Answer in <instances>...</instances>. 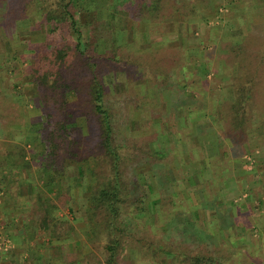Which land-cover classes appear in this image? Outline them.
I'll list each match as a JSON object with an SVG mask.
<instances>
[{
	"label": "rangeland",
	"instance_id": "374dc122",
	"mask_svg": "<svg viewBox=\"0 0 264 264\" xmlns=\"http://www.w3.org/2000/svg\"><path fill=\"white\" fill-rule=\"evenodd\" d=\"M13 1L15 0H0V6L8 3L10 9ZM183 1L167 0L164 10L168 12L161 19H125L123 22L126 28L123 30H117L119 18L117 13H113L112 31L107 39L108 45L113 40H118L132 55H140L142 64L146 67V73L141 78L131 79L127 73H119L116 76L105 74L106 82H114L117 78L124 79L126 92H135L138 97V100L128 102V126H119L120 134L126 131L131 136L138 137L148 135L152 129L158 127L166 132L165 136L170 137V143H164L166 151L161 160L164 162L161 166L169 172L166 175L168 187L164 192L163 188L156 184L152 170H148L145 152L142 153L145 159L135 163V171L144 172L147 180L148 196L145 208L149 211L142 215L144 218H158L157 211H160L159 218H167L169 215H165L166 212L174 215L183 211L191 213L202 228L212 218H215L214 222L219 226L224 223L231 224L233 229L230 231L233 234L230 232L232 235L223 236L224 244L218 252L225 255L230 253V250L238 251L231 261L224 260V264H264V73L258 71L259 75L254 76L260 82L252 89V84L246 77V74L252 75V72L248 67L245 72L241 68L238 69L239 66L249 65L248 58L253 54L252 51H258L264 45L261 38L248 35L254 24L261 23L264 27V0H196L194 9H197L194 13H189L190 6L185 5V9H179L186 0ZM31 10L30 13L28 11L27 20H18L17 23L11 24L12 28L7 29V37L11 41L5 43L3 46L6 45V48L0 51V109L3 106L9 108L2 114L8 112L10 116L17 118L7 128L0 127V140H14L15 144L24 147L23 153L30 151L31 147L27 145L30 142H25V135L27 132L31 135L33 130L26 131L25 122L20 120L24 117L38 120L39 113V109L27 104L28 88L24 84V75L27 72L26 66L31 62L28 45L29 42L39 41L44 37V31L32 23L37 21L38 9ZM1 11L2 8L0 13ZM179 11L184 13V16ZM18 16L20 14L16 13L12 18ZM177 26L187 32L184 41L177 38L175 33L163 34L166 29ZM182 61L186 65L185 79H182V71L178 70ZM156 66H163L165 71H169L165 83L155 80L151 69ZM249 71L251 73H246ZM162 84L166 85L161 90L159 87ZM182 85L185 88L180 90ZM116 87L117 85L112 88ZM82 90L79 87L78 90L74 88L71 99L75 100L81 96ZM249 90L256 93L248 97L245 104V120L241 125L243 133L239 138L229 137L225 135V127H230L229 123L234 120L236 110H241L231 103ZM186 93H192L195 101L189 103L190 99ZM179 94L183 95L182 98L176 103L173 102ZM139 100L141 105L135 108L134 105ZM158 142V146H161V142ZM15 148L18 150L17 146ZM2 162L5 160H1L0 164ZM63 170L60 174L53 172V177H50L48 170V177L51 180H60L64 177ZM2 183H7L10 193L15 192L13 182L4 173L0 176V184ZM54 197L57 202L63 203L62 194ZM203 197L206 205L198 206ZM212 199L213 202L209 201ZM52 200L47 202L51 208ZM215 204L226 213L217 216L213 206ZM192 205H195L193 213L189 212L193 210ZM37 209L40 210L35 213L38 218H43L44 212H48L45 205ZM68 217L70 218V215ZM157 222L154 230L160 237V226L163 222L162 219ZM77 226L82 231L84 242L80 246H73L74 248L70 246L69 252L74 254H71V258L67 254V257L75 260L85 255L84 257L88 256L97 263L101 256L97 246L100 247V242L103 241L96 239V246L90 245V248L83 252L82 247L86 246L88 236L83 234V231L90 229V225L80 220ZM215 230L220 235L217 227ZM1 233L5 234L3 230ZM170 234L173 243L178 244L180 235L177 231ZM10 242L12 240H9ZM182 242L184 244L181 248L187 255L183 257L174 254L178 252L174 248V253H169L170 264H189L186 257L198 251L200 254L215 255L213 249L204 247L202 243L188 245L185 240ZM215 244L219 242L216 240ZM11 246L13 245L8 246V249L12 248ZM1 250L6 251L3 248ZM56 255L57 253L53 256ZM49 258L42 260L48 263ZM144 262L145 259H142V263ZM215 264H219V260Z\"/></svg>",
	"mask_w": 264,
	"mask_h": 264
},
{
	"label": "trees",
	"instance_id": "16d2710c",
	"mask_svg": "<svg viewBox=\"0 0 264 264\" xmlns=\"http://www.w3.org/2000/svg\"><path fill=\"white\" fill-rule=\"evenodd\" d=\"M166 4L167 0H15L10 9L8 3L0 6L3 10L0 13V51L6 48V45L3 46L5 43L11 41L7 37V29L12 28L13 23L18 20H27L30 9H38L37 21L32 23L44 31V37L39 41L29 42L31 62L26 66L27 72L24 75V84L28 88L27 104L39 109L38 120L24 117L20 121L25 122L26 131L33 130L30 151L36 154L35 161L50 171V177L55 176H51L53 172L62 173L64 166L79 167L88 163V171L81 172L80 175V182L86 185L88 191L87 218L89 217L90 225V229L84 231L88 236L86 246L82 247L83 252L90 245L95 247L96 239L103 241L100 242V247L97 246L101 253L97 263L88 256L84 257L85 255L71 260L66 254L57 253L55 257L48 259L49 264H170L169 253H174V248L178 251L174 254L183 257L187 255L181 248L184 240L188 245L202 243L204 247L209 246L215 252V255L200 254L199 251L191 253L186 257L189 264H215L218 260L219 264H224V260L231 261L238 251L230 250L225 255L218 252L224 244L223 236L233 234L230 231L233 229L231 224L224 223L219 226L214 222L215 218H212L207 222L209 225L205 223L206 226L202 228L191 213L183 211L174 215L166 212L165 215H169L167 218H159L160 211H157L158 218H144L142 215L149 211L145 208L148 196L147 180L144 172L135 171V163L146 158L148 170H152L156 184L164 192L168 187L166 175L169 172L161 166L164 163L161 160L166 151L164 143L169 144L170 137L165 136L166 132L158 127L152 129L148 135L138 137L131 136L126 131L120 134L119 126H128V102H134L138 97L135 92H126L124 79L117 78L114 82H106L105 74L116 76L127 73L131 79L141 78L146 73V67L143 66L140 55H132L118 40H113L108 45L107 39L112 31L113 13H117L119 18L117 30H123L126 28L123 22L125 19H161L168 12L164 10ZM196 4V0H186L179 9H185V5L190 6L189 13H194ZM16 13L20 16L12 18ZM181 14L184 16V13ZM165 33H175L177 38L184 41L187 32L177 26L166 29L163 34ZM248 35L264 41V27L261 23L254 24ZM252 52L255 56L252 54L248 58L250 64L239 66L238 69L244 71L248 67L252 72H246L252 74H246V77L253 89L260 82L254 76L259 75L258 71L264 73V45L258 51ZM185 66L182 61L178 68L182 71V79H185ZM151 71L158 83L166 82L169 71H165L163 66H156ZM116 85V89H113ZM165 85H160L159 89L162 90ZM183 85L180 90L185 88ZM78 87L83 89V93L72 100L71 93L74 88L78 90ZM255 93L254 90H249L231 103L241 110H236L234 120L229 123L230 127H225V135L241 137L245 104L248 97ZM186 95L190 99L189 103L195 101L192 93ZM182 96L179 94L171 102H178ZM140 105L141 100L134 106L137 108ZM1 108L0 127L7 128L17 118L12 115L11 118L8 112V116L2 114L9 108ZM3 140H0V161L19 165L24 147L15 144L14 140ZM158 141L161 146H158ZM144 152L145 158L142 155ZM2 175L3 172L0 176ZM204 197L198 206L206 205ZM209 201L213 202V199ZM213 206L217 216L226 213L225 210L217 208V204ZM191 208L193 210L189 212L193 213L195 205ZM44 214L43 218L49 215L46 211ZM160 219L163 223L158 237L154 229ZM172 231H177L180 235L178 244H174L170 237ZM185 235L187 238L184 239ZM216 240L219 244H215ZM142 259H145L144 263Z\"/></svg>",
	"mask_w": 264,
	"mask_h": 264
},
{
	"label": "crops",
	"instance_id": "0c3cea01",
	"mask_svg": "<svg viewBox=\"0 0 264 264\" xmlns=\"http://www.w3.org/2000/svg\"><path fill=\"white\" fill-rule=\"evenodd\" d=\"M29 136L32 137L27 132L25 142L31 143ZM35 155L31 151L22 152L19 166L0 164V172L9 176L16 192L10 193L5 184H0V233L3 230L13 242L12 248L0 250V264H42V259L56 253L69 254L71 258L74 253L69 248L84 242L77 223L81 220L89 225L88 191L80 182L81 172H87L88 165L65 167L63 178L51 180L48 169L35 161ZM57 194L63 195L64 204L56 201ZM49 199H53L52 208L47 203ZM41 205L48 207L51 218H33Z\"/></svg>",
	"mask_w": 264,
	"mask_h": 264
},
{
	"label": "built area",
	"instance_id": "2783aa9c",
	"mask_svg": "<svg viewBox=\"0 0 264 264\" xmlns=\"http://www.w3.org/2000/svg\"><path fill=\"white\" fill-rule=\"evenodd\" d=\"M10 245L8 238L5 236V234L0 233V250L8 248Z\"/></svg>",
	"mask_w": 264,
	"mask_h": 264
}]
</instances>
